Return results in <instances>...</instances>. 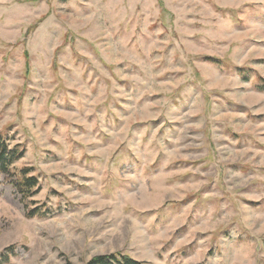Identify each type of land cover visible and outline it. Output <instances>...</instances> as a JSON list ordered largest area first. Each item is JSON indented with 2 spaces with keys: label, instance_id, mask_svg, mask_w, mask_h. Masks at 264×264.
<instances>
[{
  "label": "rangeland",
  "instance_id": "obj_1",
  "mask_svg": "<svg viewBox=\"0 0 264 264\" xmlns=\"http://www.w3.org/2000/svg\"><path fill=\"white\" fill-rule=\"evenodd\" d=\"M264 0H0V264H264Z\"/></svg>",
  "mask_w": 264,
  "mask_h": 264
},
{
  "label": "trees",
  "instance_id": "obj_2",
  "mask_svg": "<svg viewBox=\"0 0 264 264\" xmlns=\"http://www.w3.org/2000/svg\"><path fill=\"white\" fill-rule=\"evenodd\" d=\"M264 90V86L261 87ZM25 149L20 145H12L8 139L0 132V173L7 175L14 180V185L17 192L21 196L24 203L27 216L34 217L44 215L41 207L31 208L34 203L32 198L38 193L40 180L36 174L33 173L31 167H20L17 162L24 155ZM87 264H145L136 260L135 258L116 252L105 255H97L93 257Z\"/></svg>",
  "mask_w": 264,
  "mask_h": 264
}]
</instances>
